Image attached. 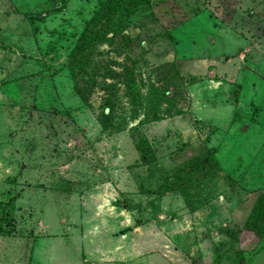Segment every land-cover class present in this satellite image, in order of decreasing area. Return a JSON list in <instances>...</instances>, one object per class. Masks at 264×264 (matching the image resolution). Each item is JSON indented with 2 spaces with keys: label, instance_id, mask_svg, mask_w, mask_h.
<instances>
[{
  "label": "rangeland",
  "instance_id": "374dc122",
  "mask_svg": "<svg viewBox=\"0 0 264 264\" xmlns=\"http://www.w3.org/2000/svg\"><path fill=\"white\" fill-rule=\"evenodd\" d=\"M134 1L0 0V264H264V0H148L73 74ZM208 148L192 199L153 192Z\"/></svg>",
  "mask_w": 264,
  "mask_h": 264
},
{
  "label": "trees",
  "instance_id": "16d2710c",
  "mask_svg": "<svg viewBox=\"0 0 264 264\" xmlns=\"http://www.w3.org/2000/svg\"><path fill=\"white\" fill-rule=\"evenodd\" d=\"M146 1L148 0H135L134 2H127L122 5L119 9L118 18L110 22L109 27L107 29L101 28L102 26H105V22L100 21L98 23H101V25L96 24L94 26H90L87 30H85L83 32L82 38L76 43L72 50V57L69 63V68L72 73L75 74V66L73 64V61L81 59L83 57V54H85V51H92L99 42L104 41L109 37H114L117 32L126 25L129 16L138 9L141 3ZM180 79L182 80V77H180ZM75 86L79 95L82 98L87 99V91L79 87V84L77 83ZM167 92L170 93V96L167 95L168 97H172L173 92L175 93L174 89H168ZM182 112L183 111L181 108L178 109V112H158L154 110V112H145V116L149 120H158L167 115H172L176 113L179 114ZM108 119H111L108 115V112H104V115L102 116V122L104 124V127L106 128L112 126V123H110V121H107ZM138 148L141 150L142 153L141 158L145 162L149 161L148 158L152 153V148L150 144L147 143L145 139H142L141 143L138 144ZM149 159H151V157ZM212 168L213 172L219 170L220 162L216 156L214 148H208L205 152L192 157L187 162V166L179 168L177 167L175 171L170 174H167L164 177L163 182H161L159 187L153 192L158 193L159 195H164L170 191L180 190L184 193L186 198L190 200L194 196L193 191L196 190L195 193L199 191V182H207L208 179H205V177ZM194 173H198L200 176L194 178ZM197 202L199 203L200 200L195 199V204H198ZM195 204H192L193 209L198 207V205L195 206ZM244 227L251 229L259 237V241L264 242V190L258 195L255 204L251 210V213L249 214L245 222ZM1 230L2 227L0 226V231ZM237 237L238 236L236 234V238ZM217 260L218 264H220L219 257H217Z\"/></svg>",
  "mask_w": 264,
  "mask_h": 264
}]
</instances>
